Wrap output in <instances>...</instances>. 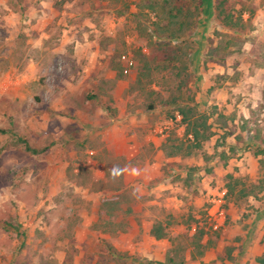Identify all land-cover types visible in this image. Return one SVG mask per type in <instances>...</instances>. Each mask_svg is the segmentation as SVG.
Returning a JSON list of instances; mask_svg holds the SVG:
<instances>
[{
  "label": "rangeland",
  "instance_id": "1",
  "mask_svg": "<svg viewBox=\"0 0 264 264\" xmlns=\"http://www.w3.org/2000/svg\"><path fill=\"white\" fill-rule=\"evenodd\" d=\"M51 1L56 2L13 0L8 3L12 12L5 7L0 9V129L7 131L0 133V264L132 262V257L118 256L109 242L98 240L81 224L83 214L89 212V216L92 211L93 201L86 195L118 187L122 163L98 159L91 139L93 128L87 125L91 121L105 123L106 117L118 113V106L107 99L103 108L107 115L97 110L103 103L94 100V91L106 93L109 87L104 79L96 82L95 76L91 80L80 76L86 60H74L73 39L92 43L102 54L114 57L110 68L116 72V81L122 78L126 82L120 86V105L128 113L147 116L153 125L148 128L162 129L157 135L164 138V143L170 138L186 139L181 109L192 108V118L206 121V134L210 137L191 154H186L185 148L179 154L185 157L201 153L206 164L188 166L177 162L179 169L173 173L164 168L165 177L175 186L187 189L178 190L179 198L186 202L192 195L190 200L194 202L188 211L177 216L187 226V232L174 243L175 264L180 263L182 251L189 247L194 248L195 255H201L206 242L213 246L224 234V225L218 230L210 227L207 215L212 201L225 194V204L232 201L250 210L252 197L261 199L264 192V157L259 160L256 180L244 175L240 165L233 164L223 183L215 187L217 181L211 182L215 192L202 188L214 173L218 157L227 165L237 162L238 148L243 147L256 156H264V89L258 105L242 102L247 106L248 117H238L237 104L244 98L241 93L236 95L237 103H233L231 113H225L224 104L211 101L226 80L239 78L242 72L238 67L242 63L257 66L264 62V0H204L202 6L200 0H77L72 7L81 14L77 19L66 15V24L60 25L58 17L46 24V2ZM148 3L156 8H145ZM33 7L35 13L31 14L29 9ZM39 7L43 9L39 11ZM178 7L183 8L184 26L171 42L162 27L169 9L177 12ZM64 42L68 46L63 47ZM155 42V46H180L177 60L169 63L152 59ZM123 53H130L136 60L129 74H124L121 67ZM146 61L148 68L144 66ZM221 65L229 74L217 71ZM210 68L215 70L211 75L214 84L207 88L204 73ZM250 74H254L252 67ZM79 85L82 94L59 95L60 88ZM59 96L62 101L72 99L67 102L71 106L72 102L77 103L78 109L84 111L58 109ZM150 105L158 111L153 117ZM166 119L173 122L170 128H166V123L156 125ZM228 136L235 137L238 144H226ZM208 143L209 149L203 151ZM92 181V188L100 190L87 187ZM243 188L248 193L244 194ZM250 214L245 212L244 217ZM201 228L204 233L199 232ZM205 234L208 240H204ZM239 238L224 237V258L233 260Z\"/></svg>",
  "mask_w": 264,
  "mask_h": 264
},
{
  "label": "crops",
  "instance_id": "2",
  "mask_svg": "<svg viewBox=\"0 0 264 264\" xmlns=\"http://www.w3.org/2000/svg\"><path fill=\"white\" fill-rule=\"evenodd\" d=\"M59 1L56 0L54 4L53 1L46 2V24H52L57 17L58 25L66 24V15L77 19V15L81 14V11L78 12L72 7L77 4V0H66L60 4ZM9 2L12 3L13 0H0V9L3 11V7H5L12 12L8 6ZM35 8L29 9L31 14L35 13ZM39 8V11L43 9V7ZM72 44L74 45V60L80 63L83 59L86 60L84 72L80 76L84 80H88L90 77L89 80H91L92 76H95L96 82L104 79L105 84L109 87L106 93L105 90L102 92L100 90L94 91V100L103 103L102 108L98 107L97 110H100L99 112L106 111L103 108L106 107L104 103L107 99L114 106H118V113L115 112V116L106 117L105 123L103 121H91V124L87 125V127L93 128L91 139L95 142L93 146L97 148L99 153V157L98 155L97 157L98 159L104 158L122 163L119 170L120 185L118 187L101 190L98 194L86 195L88 199L93 201L92 211L89 216V212H86L87 215L83 214L81 224L86 227V231L97 235L98 240L102 239L109 242L112 251L118 256L122 254L128 255L130 259L132 257V262L126 264H139V262L141 264H167L168 255H174L173 252L177 253L174 248L176 239L183 232H187V226L183 222H179L177 216L180 212L188 211L189 204L194 202L190 200L192 195L187 198L186 202L183 198H179L178 190L187 192V189L184 190L183 186L178 184L175 186L169 178L165 177L164 168L173 173L179 169L177 162H182L188 166H201L206 164V161L201 153L185 157L179 154L168 155L164 148V138L162 139L157 135V132L162 129L156 127L152 131L148 128L153 125L146 119L147 116L128 113L123 108L124 106L120 105L119 100L122 99L120 86L126 82L122 78H118L116 81V72L114 73L110 68L111 64L114 65V57L102 54L92 43H80L73 39ZM62 46L68 45L64 42ZM116 67L119 70L121 68L120 63H117ZM220 67L222 70L218 69L219 73L229 74L230 71H227L224 65ZM250 67L253 68L254 74H250ZM238 70L242 72L239 78L233 82L229 79L226 80L224 85L216 90L211 101L224 104L225 113H231L235 108L233 103H237L236 95L241 93L244 98L237 104L239 107L238 117L241 118L242 116L248 117L247 106L243 105V101H251L252 107H254L262 99L264 62L257 66H253L252 63L248 65L242 63ZM213 72L215 70L212 71L210 68L208 73H204L203 83L207 88L214 84L211 80ZM80 89L81 85L62 87L59 90V95L61 97H76L79 93L82 94ZM250 89H253L254 92L251 93ZM61 97L56 103L58 109L72 111L75 108L76 112L84 111V109H78L77 103L72 102L74 106H71L67 102L72 99L65 98L62 101ZM155 109L149 110L150 117L158 112ZM105 114L107 115L106 112ZM164 123H166V128H170L173 122L171 119H166L159 121L156 125ZM84 125L85 123L82 124V126ZM216 140V137L212 139L213 144ZM227 143L229 145L238 144L235 137L231 138L230 136L226 139ZM209 146V143L204 145L203 151L209 149ZM238 149L240 159H236L237 162L231 161L227 165V162L221 160V157L216 159L214 173L207 178V185L202 187L204 190L209 187L210 193L215 192L216 188L211 186V182L217 181L214 184L215 187L223 183L225 175L230 171L232 172L233 164L240 165L241 172L244 175H249L251 179L256 180L258 178L259 160L264 156H256L253 151H247L244 147ZM208 151L212 153V151ZM90 184L87 187L93 191L100 190L92 188L95 181ZM249 194L251 195V193ZM252 198L250 210L239 207L235 202H227L225 204L227 217L222 238L213 246H207L209 241L206 242V247H204L201 255H195L194 248L191 247L183 250L181 253L183 264H264L259 260L264 257V192H262L261 199ZM245 212L247 214L251 212V214L244 217ZM245 226L248 227L245 229ZM157 229L160 233L159 236L154 234V230ZM236 236H240L241 242L235 243L238 248L232 253L234 258L228 260L223 257L221 243L224 237L230 239ZM208 239L209 237L205 234L204 240Z\"/></svg>",
  "mask_w": 264,
  "mask_h": 264
},
{
  "label": "trees",
  "instance_id": "3",
  "mask_svg": "<svg viewBox=\"0 0 264 264\" xmlns=\"http://www.w3.org/2000/svg\"><path fill=\"white\" fill-rule=\"evenodd\" d=\"M64 1L66 0H60L59 4ZM164 1L171 3L170 0H164ZM151 4L152 3H148L147 5L144 4L146 5L144 7L149 8V9H155L156 8L155 4L154 5H151ZM203 4H204V0H200V6H202ZM173 8L169 9V11L167 12V15L164 17V19H166V24L165 26L162 27V30L163 29L165 30L162 32L165 33L166 36L169 37V40H171V42L174 38H177L180 35V33L183 30V26H184V22L182 21L183 8L178 7L177 12H175ZM236 24H238V21ZM158 25H160V23H158ZM155 44L156 42L153 44V47H152V51L154 52L155 57H152V59L160 58V59H164L165 61L169 63H172L175 60H177V57H178L177 52L179 48H181L180 46L172 45L170 43L165 44V45L159 44L156 46ZM147 62L148 61H146V63L144 64V66L146 65V68L149 67ZM149 108L153 109L154 106L150 105ZM192 110H193L192 108L181 109L180 114L182 115V123L186 124V132H185L186 139L185 140L184 139H171V138L168 139L167 142L164 144V148L166 149L168 155L181 154L182 150L184 151L183 148L186 149V154H191L195 149L197 148L199 149L202 146L203 141H205L206 139L210 137V134H206V130H207L206 121L204 120L203 122H199V119L192 118V115H191ZM6 132H7L6 130L0 129V133H6ZM190 136H192V139ZM171 140H175L174 141L175 143L168 145V142ZM229 192L232 194L234 192L231 186H230ZM243 193L246 194L248 192L246 191V189L243 188ZM199 232L204 233L203 228H201ZM154 234L156 236L160 235L158 229L154 230ZM259 260L264 263V257H261ZM183 262L184 261L181 259L179 264H183ZM167 264H175L174 255H170V254L168 255Z\"/></svg>",
  "mask_w": 264,
  "mask_h": 264
},
{
  "label": "built area",
  "instance_id": "4",
  "mask_svg": "<svg viewBox=\"0 0 264 264\" xmlns=\"http://www.w3.org/2000/svg\"><path fill=\"white\" fill-rule=\"evenodd\" d=\"M120 60L123 63L124 74L131 73L133 68L136 66V60L133 58V56H131L130 53H123L120 57ZM224 198L225 194H222L212 201L213 205L207 215L210 227L212 229H220V227H222L226 221L227 213Z\"/></svg>",
  "mask_w": 264,
  "mask_h": 264
}]
</instances>
